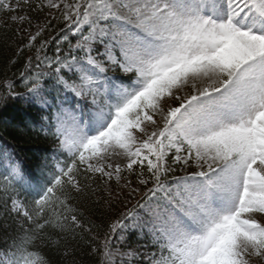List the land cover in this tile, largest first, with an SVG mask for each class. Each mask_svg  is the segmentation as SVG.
Masks as SVG:
<instances>
[{
  "label": "snow or ice",
  "instance_id": "obj_1",
  "mask_svg": "<svg viewBox=\"0 0 264 264\" xmlns=\"http://www.w3.org/2000/svg\"><path fill=\"white\" fill-rule=\"evenodd\" d=\"M0 17V264H264V0H0ZM101 191L124 205L106 225L83 210Z\"/></svg>",
  "mask_w": 264,
  "mask_h": 264
},
{
  "label": "trees",
  "instance_id": "obj_2",
  "mask_svg": "<svg viewBox=\"0 0 264 264\" xmlns=\"http://www.w3.org/2000/svg\"><path fill=\"white\" fill-rule=\"evenodd\" d=\"M3 19H4L3 17H0V22H2ZM10 27L14 29L16 26L10 25ZM12 38H13L12 31L5 33L3 28H0V82H2L6 76L8 78H12V72L15 71V69H12L7 73L4 72V68L8 64V60L13 54V48L10 47ZM52 47H54V45ZM17 67H19V65H17ZM20 90L22 89L17 88V91ZM17 107L18 104H16V102H12L10 104V107L5 112V115L7 116L14 115V109ZM20 134L25 136V140H21L18 143V148L24 150L22 155L31 157L33 153H35L36 151L39 150V148L42 147V144L37 141L34 140L28 141L27 133H24L23 130H21ZM8 141L11 143H16V141H14L11 136L8 137ZM106 199H107L106 194L103 191H101L100 193L97 194L96 197L88 201L86 206L83 208L86 215L91 216L92 219L95 220L97 223L103 222L105 225L111 219L115 218V216L124 208L122 203H117V204H113L111 209H109V207L105 203ZM96 200H99V203H96L95 202ZM9 223H11V221H9ZM87 251L88 249L84 248L83 253H86ZM45 252H48V249H45ZM83 253L78 252L76 254L75 259L77 261H82L83 264H95V262L91 259V257L84 255ZM49 256L52 260V264H64L61 256L55 253H49Z\"/></svg>",
  "mask_w": 264,
  "mask_h": 264
},
{
  "label": "rangeland",
  "instance_id": "obj_3",
  "mask_svg": "<svg viewBox=\"0 0 264 264\" xmlns=\"http://www.w3.org/2000/svg\"><path fill=\"white\" fill-rule=\"evenodd\" d=\"M179 174H182V173H179ZM131 203H135V201H131ZM122 205H123V203H122ZM124 206V205H123Z\"/></svg>",
  "mask_w": 264,
  "mask_h": 264
}]
</instances>
